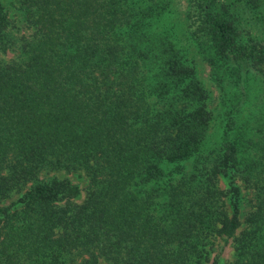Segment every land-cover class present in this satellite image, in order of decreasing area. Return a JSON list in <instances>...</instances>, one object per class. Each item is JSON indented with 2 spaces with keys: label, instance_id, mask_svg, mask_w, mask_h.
I'll return each instance as SVG.
<instances>
[{
  "label": "trees",
  "instance_id": "16d2710c",
  "mask_svg": "<svg viewBox=\"0 0 264 264\" xmlns=\"http://www.w3.org/2000/svg\"><path fill=\"white\" fill-rule=\"evenodd\" d=\"M185 3L220 92L207 154L164 0H18L21 26L0 3V264H205L220 238L264 264V0H233L245 37L230 4ZM225 176L253 192L243 227Z\"/></svg>",
  "mask_w": 264,
  "mask_h": 264
},
{
  "label": "rangeland",
  "instance_id": "374dc122",
  "mask_svg": "<svg viewBox=\"0 0 264 264\" xmlns=\"http://www.w3.org/2000/svg\"><path fill=\"white\" fill-rule=\"evenodd\" d=\"M167 4V24L173 27L175 34V42L177 46L184 52L186 63L193 68V77L200 84L206 95V107L211 110L212 119L208 128V144L204 151L207 154L213 147L215 124L220 121L219 118V100L220 92L216 85L211 80L208 74L207 65L194 54L191 43L183 35L181 28H183L184 15L186 10L185 0H164ZM230 4L232 12L234 14L233 26L238 29L239 35L245 37L247 34H253V25L251 24V16L254 15L253 11L242 10L241 6L237 3H233V0H218V3ZM1 5L8 11V18L15 17L13 24L16 26L22 25V20L15 11L18 4V0H0ZM242 12H239L241 11ZM252 14V15H251ZM52 173H48L51 175ZM56 175L59 176V173ZM69 178L72 182H81L75 174H69ZM220 186L226 190L224 197L225 206L228 211H232L234 208L237 211V216L240 221L243 222L245 214L251 209L253 204V192L250 189L245 188L244 184L237 179L225 176L219 180ZM17 195H13L11 199L17 198ZM8 199L7 201L11 200ZM5 202V201H4ZM244 226V222L240 227ZM216 257V264H227L234 258V251L229 243V239L220 238L214 241L209 247L207 255L208 261L205 264H211L212 259Z\"/></svg>",
  "mask_w": 264,
  "mask_h": 264
}]
</instances>
